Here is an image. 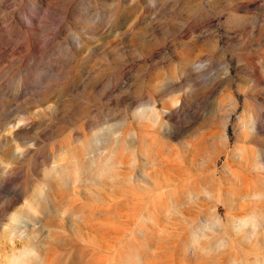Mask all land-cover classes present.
<instances>
[{
  "label": "rangeland",
  "instance_id": "rangeland-1",
  "mask_svg": "<svg viewBox=\"0 0 264 264\" xmlns=\"http://www.w3.org/2000/svg\"><path fill=\"white\" fill-rule=\"evenodd\" d=\"M0 264H264V0H0Z\"/></svg>",
  "mask_w": 264,
  "mask_h": 264
}]
</instances>
